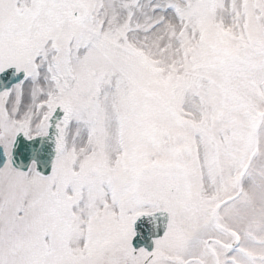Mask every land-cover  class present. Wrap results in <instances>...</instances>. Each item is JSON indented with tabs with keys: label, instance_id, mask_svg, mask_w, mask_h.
Instances as JSON below:
<instances>
[{
	"label": "snow or ice",
	"instance_id": "obj_1",
	"mask_svg": "<svg viewBox=\"0 0 264 264\" xmlns=\"http://www.w3.org/2000/svg\"><path fill=\"white\" fill-rule=\"evenodd\" d=\"M0 264H264V0H0Z\"/></svg>",
	"mask_w": 264,
	"mask_h": 264
}]
</instances>
